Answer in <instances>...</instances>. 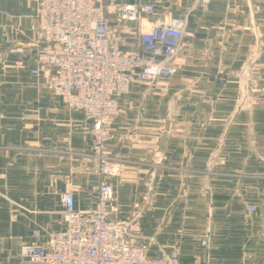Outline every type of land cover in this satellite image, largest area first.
Instances as JSON below:
<instances>
[{"label":"crops","instance_id":"0c3cea01","mask_svg":"<svg viewBox=\"0 0 264 264\" xmlns=\"http://www.w3.org/2000/svg\"><path fill=\"white\" fill-rule=\"evenodd\" d=\"M41 1L0 0V264H37L21 257L20 243L64 228L66 192L92 209L103 179L121 217L138 221L150 257L177 249L180 264H264V0H113L152 4L145 27L187 25L166 89L136 82L120 97L108 172L93 157L85 111L46 87L54 67L33 73L47 46ZM107 15L121 48L137 49L139 23ZM245 67L258 80L247 93Z\"/></svg>","mask_w":264,"mask_h":264},{"label":"built area","instance_id":"2783aa9c","mask_svg":"<svg viewBox=\"0 0 264 264\" xmlns=\"http://www.w3.org/2000/svg\"><path fill=\"white\" fill-rule=\"evenodd\" d=\"M208 3L210 0H199ZM118 23L140 25L139 47L124 51ZM155 9L149 3L94 0H42L38 12L40 36L47 46L37 53L42 67H54L46 87L71 109L85 111L86 128L93 136V157L108 172V144L114 138L112 122L121 112L120 97L136 82L162 92L176 74L177 58L186 36L187 20H157L146 27L144 16ZM4 58L0 53V62ZM257 75L245 67L241 77L247 93L258 84ZM96 204L88 211L76 207L74 192L63 194V224L52 229L44 243H20L22 258L37 264H180L173 249L161 258L149 256V242L138 232L134 218L121 217L113 185L106 179L93 188ZM255 210V207H249ZM41 231L34 232L39 236ZM203 243L208 246L209 242Z\"/></svg>","mask_w":264,"mask_h":264},{"label":"rangeland","instance_id":"374dc122","mask_svg":"<svg viewBox=\"0 0 264 264\" xmlns=\"http://www.w3.org/2000/svg\"><path fill=\"white\" fill-rule=\"evenodd\" d=\"M249 108V107H248Z\"/></svg>","mask_w":264,"mask_h":264}]
</instances>
